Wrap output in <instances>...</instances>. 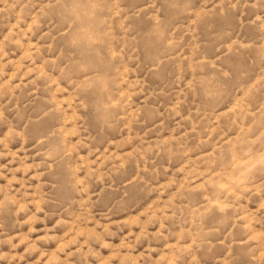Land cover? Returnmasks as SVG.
Returning <instances> with one entry per match:
<instances>
[{
	"label": "rangeland",
	"instance_id": "1",
	"mask_svg": "<svg viewBox=\"0 0 264 264\" xmlns=\"http://www.w3.org/2000/svg\"><path fill=\"white\" fill-rule=\"evenodd\" d=\"M0 264H264V0H0Z\"/></svg>",
	"mask_w": 264,
	"mask_h": 264
}]
</instances>
